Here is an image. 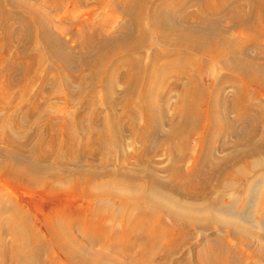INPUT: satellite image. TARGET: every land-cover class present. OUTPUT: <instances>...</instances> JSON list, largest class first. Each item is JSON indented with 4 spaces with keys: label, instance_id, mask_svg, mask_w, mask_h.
I'll return each instance as SVG.
<instances>
[{
    "label": "bare ground",
    "instance_id": "obj_1",
    "mask_svg": "<svg viewBox=\"0 0 264 264\" xmlns=\"http://www.w3.org/2000/svg\"><path fill=\"white\" fill-rule=\"evenodd\" d=\"M92 1L85 8L82 0H0V109L14 113L30 83L44 80L43 61L54 58L82 90L122 95L140 144L133 158L142 163L124 178L91 167L110 147L108 141L121 139L116 114L109 121L96 112L102 132L81 148L86 159L72 179L65 173L68 166L58 163L75 161L77 127L84 126L64 118L65 155L52 156L54 133L45 143L40 138L37 156L48 163L44 173L28 152L19 153L13 137H0V194L3 184L26 183L57 199L47 211L36 207L44 230L33 225L25 208L8 211V222L0 226V264H120L111 246H119L135 264H164L183 244L180 225L205 231L177 264H258L264 256V243L258 242L264 241V0ZM62 7L68 11L64 15ZM48 14L57 16L61 28ZM66 31L77 52L64 40ZM219 68L228 74L219 76ZM15 83L16 102L8 96ZM169 99L175 101L174 115L165 121ZM164 124L163 137L174 145L167 176L161 178L144 155ZM220 136L225 150L216 157ZM120 179L127 185L122 192L114 186ZM113 198L129 210L121 215L120 230L110 232L95 212L111 208ZM79 200L88 203L78 208ZM70 208L79 219L77 233ZM163 215L171 225L164 224ZM256 225L262 229L257 237ZM228 236L257 241L256 254ZM96 244L100 247H91Z\"/></svg>",
    "mask_w": 264,
    "mask_h": 264
},
{
    "label": "rangeland",
    "instance_id": "obj_2",
    "mask_svg": "<svg viewBox=\"0 0 264 264\" xmlns=\"http://www.w3.org/2000/svg\"><path fill=\"white\" fill-rule=\"evenodd\" d=\"M69 1L72 0H68V2ZM82 4L86 8L88 4H93V1L82 0ZM59 12L60 15H64L68 11L66 7H62ZM48 16L50 18H53L51 19V22L56 24L54 19L57 16H51V14H48ZM56 25L58 26L59 24ZM58 27L61 28L60 26ZM71 32L75 34V32H78V30L75 27L73 30H71ZM68 33L66 31V33L63 34L64 40L72 47V51L77 52L75 42L72 38V33ZM53 59L51 57H47L45 61H43L42 74L44 73V80L40 81V79H35V81L33 80L34 82L32 81L30 83L27 89L28 91H26L22 95L21 100L15 104L16 108L14 113H11V111L8 113H3L0 109V137H2L3 140H5L8 136L13 137L15 148H18L19 153L27 154L28 152L27 157H32V160L39 164V170L44 173V167L47 166L48 163L46 161H41L38 158L39 155L37 156V147L41 143L40 138H42V141L44 140L43 142L45 143L46 139L49 138V135L52 136V133H54L57 143L55 144L56 146L54 148V151L52 152V156L56 155V153H58V156L61 154L65 155L68 149V144L66 134L67 129L65 127L67 126V124L65 125L64 118H68L71 121H74L73 124L75 125L79 124V126H84L83 128L77 127L78 132L75 138L77 141L76 143L78 144L79 152L75 154V161L72 162L71 160L64 159L63 162L59 161L60 163H58V165L61 167L68 166L65 173L70 179H72V175L78 164H83V160L86 159L85 156L81 153V148L89 146L88 144H86L87 142H95L102 132V126L95 121L96 119H94L96 112H100L102 114V117L105 120L109 121L116 114L114 118L119 119L122 124L121 139L120 141L115 142V144L114 142L111 144V141H108L107 145H110V147L93 161L91 167L96 171L104 168L108 172H114L117 177L124 178V175H127L124 173L127 172V170H130L131 166H133L137 162L135 161V158H133V156L135 152L140 150V144L138 142V139L134 135L133 126L131 125V118L130 116H127V114L125 113L126 110L123 109L124 103L122 95L119 93L114 95L107 94L103 93L102 91H100V93L98 90H96L95 92L91 89V91L89 89L82 90L79 81L75 80L76 78H70L69 75H66L59 66H57V68L55 65L57 63ZM216 71L219 76L228 74V71L224 70V68L216 69ZM206 73H208V71H206ZM203 76H205V74H203ZM17 88L18 83H15L14 86L11 87L8 91V96L13 98L14 102H16L18 98H16V94L18 92L13 94V92L16 91ZM120 89L121 87L119 85L117 87V90L120 91ZM229 90H231V88H229ZM174 102L175 101L173 99H169L165 103L167 109L164 115L165 121L172 118L174 115L172 110ZM231 112L232 111H230L229 113L230 117L232 118L233 112ZM17 119L21 122H18ZM138 123L141 122L138 121ZM52 125L54 126V128H56L55 130L50 129ZM165 129L166 125L164 124V126L159 129V136L152 146L151 150L148 152V154L144 155V159L146 158L149 162L152 163L154 171L161 178H165L167 176L166 169L172 160L171 155H173L169 154V149L171 145H174L172 143L168 145V143L165 141L163 137V131ZM27 134L29 135V137L26 139L25 136ZM221 138L222 136L216 138V142L214 144L216 157L221 155V153H223L225 150L222 149V142L220 140ZM111 139H113V137ZM3 140L0 141V146L4 147ZM137 163L138 165H141L142 160H138ZM42 176L47 175L43 174ZM60 181H63V179ZM3 182L4 180L0 176L1 188ZM99 184L100 182L95 181H92L91 183V185L93 186ZM87 185H90V183H88ZM62 186L65 187V183ZM114 186H116L117 189L122 192L121 190L127 185L123 179H120L114 184ZM35 188V185H28L26 183H21V186L18 187L3 184L2 194H0V226H5L4 224L8 222L9 216L11 215V210L20 208L19 206H21L22 208L28 210V214L30 216L28 217L30 218V221L33 223V225L39 226L43 230L45 229L44 225L41 223L42 212L38 211L36 207L39 206L42 210L47 211L50 205L56 203L57 199H55L53 195L50 196L51 193L45 195L44 193H40L39 189ZM159 188L162 189V187ZM229 194L228 196L232 197V195ZM173 197L183 199L182 197H179L175 194H173ZM85 203H88V201L79 200L76 204L78 208H82ZM121 206H123L124 208L120 209ZM92 207H94V205H92ZM128 210L129 209L127 208V204H122L120 203L118 198H113L111 202V208H105L103 212L96 209L95 216L96 218L100 217L108 230L112 232V228H117V230H120V226L118 225H120L119 221L121 219V215H124L126 212H128ZM98 213L101 216H99ZM69 219L73 222L71 223V225H73L74 233H77L76 227L79 226V219L71 214V208L69 209ZM162 219L164 224L171 225V220L166 215H163ZM93 220L98 221V219ZM177 227L182 229L179 238L182 239L183 244H181V246L179 245L176 248V251H173L176 254L173 253L172 256L176 255V257L174 256L170 260H164V264H167L168 262L166 263V261L168 260L169 262H171L170 264H172L173 262L176 263L181 260V258L186 253L187 247H193L195 241L198 242L203 235V231H205L204 229H201L202 227H199L200 229L181 225ZM255 227L256 228L253 229L252 234L253 236H259L260 233H262V229L259 225H256ZM228 233H231V231L228 230ZM7 235L9 234H3L4 238L7 237V239L5 238V241L7 240L6 244L8 243L10 238V235ZM228 238L231 239V241L235 244L240 241H235L231 236H228ZM258 242L264 243V241ZM240 243L242 244L243 248H246L244 247L245 245L250 248L246 249L247 251L251 250L250 253L254 251L255 253L252 254H256V248L258 245L257 241L251 242L249 240L242 239ZM91 247L97 249L100 246L96 244ZM118 249L119 246H111V248L109 249L110 253L116 256L117 262H119L120 264H135L134 261L130 259V257H127V254ZM257 259L256 262L258 264H264V256L260 258L263 261L259 260V258ZM56 260L59 261L58 256H56Z\"/></svg>",
    "mask_w": 264,
    "mask_h": 264
}]
</instances>
